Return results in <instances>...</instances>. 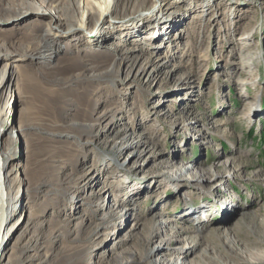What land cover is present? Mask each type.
Instances as JSON below:
<instances>
[{
  "label": "rangeland",
  "instance_id": "374dc122",
  "mask_svg": "<svg viewBox=\"0 0 264 264\" xmlns=\"http://www.w3.org/2000/svg\"><path fill=\"white\" fill-rule=\"evenodd\" d=\"M86 1L95 4L98 10L108 9L113 2V0ZM249 2L250 0H219L214 3L216 5L204 10L207 13L203 17H199L194 11L188 12L190 8L184 10L183 4L177 10L174 9L175 0L170 2L148 0L140 8H130L128 11H131L126 13L120 10L118 15L112 16L110 20L116 21V24L130 25L127 30L130 33L133 30L140 35L137 41L128 38L127 30L120 32L117 29L110 33V36L118 39V44L119 41H123L125 45L133 44V52L135 51L136 54L138 51H144L143 54L147 55L150 53L154 62L162 60V63L152 70L145 81L142 71L146 65L141 66L142 71H135L128 86H119L112 96H110L111 90L117 86V82L112 78H106L108 83L103 86L95 81L86 84L88 96L91 90L101 88L98 96L94 97L86 110L91 113L101 111L104 103L107 104L108 100H111L112 110L102 112L103 116L108 115V118L112 119L106 129L109 127L112 129L118 123H122L135 134L141 135L140 142L147 147L141 150L124 146L122 156L118 159H113L111 153L93 150L95 143L94 147L93 143L83 147L80 161L83 169L86 168L83 174L87 175V185L71 193L70 196L73 198L71 200L75 203L71 202L60 207L61 201L69 199L66 197L69 195L70 187L64 183L58 184L51 203L39 204L40 189L45 186L41 185V188L34 189L30 183L41 180L45 172L54 173L61 178L68 169L67 164L63 162L57 163L58 167L55 170L44 165L43 142L34 138V132L31 131L33 129L24 128L15 147V156L9 159L19 165L13 175L18 178L19 189L22 190L21 194H18L17 203L20 209L17 210L13 221L24 220L27 209L29 214L33 211L38 214L46 212L45 214L50 218L57 215L62 219H70L80 207L82 212L87 214L86 205L83 207L82 203L85 204L86 200L88 202L91 196L102 195L90 214L95 215L100 212L103 204L112 205L110 202H113L112 206L123 204L129 208L119 215L115 227L110 230L104 229L97 242L90 244L92 252L98 256L97 259L109 251L108 248L113 244H121L125 247L134 244L138 225L133 227L129 235L123 236L132 227L134 218L148 211L156 214L157 217H162L161 222L165 232H171L173 228L174 235L169 237L168 242H175L180 234L184 236L186 230L200 231L197 229H200L199 226L205 222L212 224L215 231H201L204 233L192 236L194 241L190 244L186 243V246L181 248L182 251L198 254L195 246L200 238L208 237L215 240L214 232L224 230L226 232L223 234H228L231 240L232 237L233 240L243 237L248 241L249 238L246 237L248 234L243 232L248 223L244 220L247 219L250 223L253 222L252 218L264 220V0H254L252 4ZM238 8H242L243 11L236 15ZM223 10L226 11L219 12ZM211 16L215 18L212 22ZM82 19L87 21L84 16ZM245 25L246 28L243 29ZM97 27L93 31L101 34L102 30ZM88 34L93 35L92 31ZM241 37L247 38L250 44L237 53V44ZM84 40H88V37L84 39L74 35L68 44H61L58 49L73 52L85 42L91 43L93 40H96V44H101V41L106 42L101 35L90 36L88 41ZM96 44L93 46L97 47ZM122 46H115L116 52H121ZM88 48L92 49L89 46ZM88 48H80L81 54ZM252 58H256L255 63L251 67H246L244 63ZM236 59L243 64L240 68H235ZM62 62L63 59L59 63ZM240 72L251 75V85L238 84V87L237 82L229 80L233 76H240ZM20 93H14L12 103L16 105L14 111L16 109L17 115L19 114L18 102L21 101L26 108V120L29 124L33 123L35 117L33 101L24 96L20 97ZM137 99H140V102L134 108H142V112H129L132 100ZM4 103L3 100L2 104ZM16 112L14 115L8 113L5 116V129L13 127ZM27 128L33 139L27 137ZM74 135L70 133L65 135L66 137L61 135L59 138L69 139V145L79 148V141H70ZM153 142L155 147L148 145ZM143 152L145 153L142 155ZM176 160L183 168L182 178L189 179V175H186V169L189 168L194 170L202 167L203 171L209 170L206 175L208 183L212 186L211 189L187 187L181 185L183 183L171 180L156 181L160 174H170L171 171L166 169L167 163ZM105 162L115 168L135 165L139 167L135 173L130 174L115 170L112 178L105 175L107 172ZM92 163L96 165L94 170ZM164 163L166 167L160 166ZM69 170L74 176L75 171ZM31 171H33L32 175H30ZM211 172L214 173L210 174ZM115 177L131 180V183L121 189L120 186L113 185ZM23 180L27 183H23ZM105 187L106 191L102 193ZM114 196L118 198L113 200ZM51 204L54 207L52 210H50ZM244 209H248V215L226 225L228 218H232L239 210ZM92 215L86 217L92 218ZM33 226V233L36 234L38 226ZM120 232L122 234L118 237ZM168 242H160L158 246L156 243L153 250L155 249L156 252L164 250ZM11 244L10 241L6 252L4 251L5 255L12 250L13 244ZM56 246L57 242L53 239L49 241L46 250L52 251ZM210 246L213 249L220 245ZM193 254L186 256L178 252L176 259L188 261ZM202 256L204 257L205 253ZM130 257H127L124 264L128 263ZM61 258L65 261L67 253H63Z\"/></svg>",
  "mask_w": 264,
  "mask_h": 264
},
{
  "label": "bare ground",
  "instance_id": "6f19581e",
  "mask_svg": "<svg viewBox=\"0 0 264 264\" xmlns=\"http://www.w3.org/2000/svg\"><path fill=\"white\" fill-rule=\"evenodd\" d=\"M85 1L0 0V264H93L95 261L94 264H124L129 256H131L130 260L126 264H264V220L261 221L258 218H252L253 222L251 223L247 219L244 220L248 223L243 230L244 233L248 234L246 236L249 238L248 241L243 237L236 240H233L232 237L231 240L228 238V234H223L226 232L225 230L214 232L216 234L215 240L208 237L200 238L199 243L195 246L198 254H193L186 250L182 251L181 248L185 247L186 243L190 244L194 241L192 236L215 231L210 222H205L199 226L200 229L197 230L200 231L186 230L183 233L184 236L180 234L174 240L175 242H168L169 237L174 235L173 228H171V232H165L161 222L162 217H157L156 214L148 211L139 214L137 218L135 217L130 230L124 236L122 235L126 237L133 227L138 225V234L133 240L134 244L126 245V247L121 244H113L108 248L109 251L100 255V259H97L96 253L92 252L90 244L97 242L104 229L110 230L116 226L119 215H122L129 208L126 207L127 205L112 206L113 202H110L112 205L103 204L100 212L92 215L90 212L97 205L96 203L102 195L91 196L88 202L85 201V204L81 202L83 207L86 205L85 213L87 212V214H84L80 207L70 216V219H62L57 215L50 218L45 214L46 212L38 214L33 211L29 214L27 209L24 220L21 219L16 222L15 219L13 221L16 218L17 210L20 209L17 203L18 194H21L22 190L19 189L18 178L13 175L15 168H18L19 165L10 160L12 156H15V147L24 128L33 129L31 131L34 132V138L43 142L44 165L55 170L58 167L57 163L63 162L67 164L68 169L65 170L61 178L54 173L45 172L41 180L30 183L34 189L41 188V185L45 186L40 189L39 204L51 203L58 184L63 185L64 183L70 187L69 195L66 197L69 199L61 201L60 207L71 202L75 203L71 200L73 199L70 196L71 193L76 190L79 191L78 189L87 185V175L83 174V170L86 168L83 169L82 161H80L83 147L89 146L91 143L94 147L95 143L93 150L98 149L111 153L113 159L122 156L124 146L141 150L147 147L143 145V142H140L141 135L135 134L132 132L133 130L128 129V126L122 123H118L112 129L110 127L106 129L112 119L108 118V115L103 116L102 112L112 110L111 100H108L107 104L104 103L101 111L95 113L87 111L86 107L95 99L94 97L98 96L101 88L91 90L88 96L86 91L88 88L85 85L95 81L103 86L108 83L106 78H112L117 82V86L111 90L110 96H112L119 86H128L135 71H142L141 66L146 65L142 71L145 81L152 70L162 63V60L154 62L150 53L147 55L143 54L144 51H138L136 54L135 51L133 52V44L125 45L123 41H119L120 44H118V39L110 36V33L112 34L117 29L123 32L130 26L125 23L116 24V21L110 20L112 16L118 15L120 10L126 13L131 11H128L130 8H140L148 0H113L106 10H98L95 4ZM186 1L175 0L174 9L177 10L183 4L184 10L190 8L188 12L194 11L196 15L203 17L207 13L204 10L216 5L214 3L219 0H194L192 3ZM253 2L254 0H250L249 4ZM83 4H85L84 8ZM225 11L219 12L224 13ZM242 11V8H238L235 14L239 15ZM82 16L86 18V22ZM210 20L212 22L215 18L211 16ZM96 26L102 30L101 34L93 31ZM88 29L92 31L93 35L88 34L90 32L87 31ZM181 31L186 32L185 30ZM126 33L128 38L139 41L140 35L134 33L133 30L131 33L127 30ZM74 35L84 37V39L88 37V40L90 36L99 37L101 35V38L106 42L102 43L101 41V44H96L97 38L91 43H82L77 51L67 52L58 49L59 45L68 44ZM238 42L237 53H240L245 49V46L250 44L248 39L243 37ZM94 44L97 47L93 46ZM118 45H123L121 52H116L114 48ZM88 46L92 49H89ZM84 47L88 49H85L81 54L80 48ZM62 59L63 62L59 63ZM255 61L256 58H252L247 60L244 65L251 67ZM235 64H237L235 68H240L243 65L237 59ZM235 64L233 63V65ZM240 73V76H233L229 80L237 82V86L238 84L239 86L251 85V75H246V72ZM19 92H21L20 97L24 96L33 101L35 106L33 123L29 124L26 120V108L21 101L18 102L19 114L17 115L16 109L14 111L16 106L12 104L14 93ZM90 98L91 100H89ZM3 100L5 101L4 104H2ZM88 100L89 103L86 105ZM139 102L140 99L132 100V107L129 112L136 113L138 111L141 113L142 108H134L138 106ZM14 112L16 114L13 127L5 129V116L8 113L14 115ZM144 112L145 110H143ZM20 127L21 129H19ZM29 129L26 131L27 137L33 139L30 137ZM70 133L75 134L70 141H79V148L69 145V139L59 138L61 135L65 136ZM148 145L155 147L154 142ZM157 161L160 162L161 160ZM177 163L179 164L178 160L171 161L170 164L167 163L168 167H166V163L160 165H164L171 172L167 175L160 174L155 180L158 182L171 180L176 183H183L181 185L187 187L211 189L212 186L208 183L206 175L209 170L203 171L202 167L194 170L186 169L189 180L182 178L181 174L184 171ZM91 165L92 170H94L96 165L94 163ZM105 166L107 167L105 175L112 178H114L115 170L130 174L135 173L139 167L135 165L133 167L118 166L115 168L107 162H105ZM160 166L157 167L162 169ZM69 169L75 171L74 176ZM32 174L33 171L30 175ZM130 181L115 177L113 185L116 184L122 189L127 187ZM24 182L27 183L26 180H23ZM105 191L106 187L102 189V193ZM116 198L118 197L114 196L113 200ZM32 205L33 203L30 204V206ZM53 208L51 204L50 210ZM247 210H239L237 215L228 218L226 225L248 215ZM86 215H92V218L86 217ZM243 223L245 225V222ZM33 225L38 226L36 234L33 233ZM121 234L122 232L118 237ZM53 239L57 242V246L54 250L47 251L49 241ZM10 241L13 248L8 255H5L6 247ZM164 241L168 242L166 243L168 246L164 250H159L160 252L153 250L156 243L158 246L160 242ZM213 244L220 246L212 249L210 245ZM178 252L186 256L193 254V256L188 261H177L176 253ZM63 253H67L65 261H62L61 258ZM203 253H205L204 257L202 256Z\"/></svg>",
  "mask_w": 264,
  "mask_h": 264
}]
</instances>
